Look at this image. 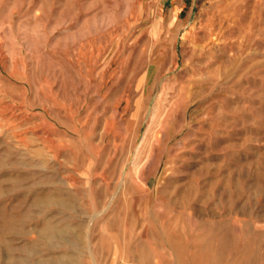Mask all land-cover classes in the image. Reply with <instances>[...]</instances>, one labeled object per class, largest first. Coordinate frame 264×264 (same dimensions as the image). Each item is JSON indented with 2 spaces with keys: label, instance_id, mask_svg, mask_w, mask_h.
Returning a JSON list of instances; mask_svg holds the SVG:
<instances>
[{
  "label": "rangeland",
  "instance_id": "obj_1",
  "mask_svg": "<svg viewBox=\"0 0 264 264\" xmlns=\"http://www.w3.org/2000/svg\"><path fill=\"white\" fill-rule=\"evenodd\" d=\"M0 264H264V0H0Z\"/></svg>",
  "mask_w": 264,
  "mask_h": 264
}]
</instances>
